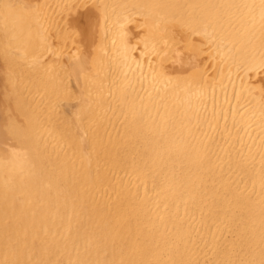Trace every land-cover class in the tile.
I'll list each match as a JSON object with an SVG mask.
<instances>
[{
  "label": "bare ground",
  "instance_id": "obj_1",
  "mask_svg": "<svg viewBox=\"0 0 264 264\" xmlns=\"http://www.w3.org/2000/svg\"><path fill=\"white\" fill-rule=\"evenodd\" d=\"M0 264H264V0H0Z\"/></svg>",
  "mask_w": 264,
  "mask_h": 264
},
{
  "label": "rangeland",
  "instance_id": "obj_2",
  "mask_svg": "<svg viewBox=\"0 0 264 264\" xmlns=\"http://www.w3.org/2000/svg\"><path fill=\"white\" fill-rule=\"evenodd\" d=\"M1 64V63H0Z\"/></svg>",
  "mask_w": 264,
  "mask_h": 264
}]
</instances>
